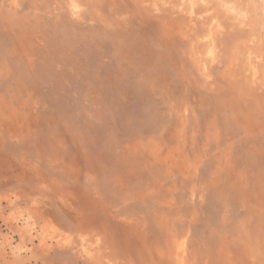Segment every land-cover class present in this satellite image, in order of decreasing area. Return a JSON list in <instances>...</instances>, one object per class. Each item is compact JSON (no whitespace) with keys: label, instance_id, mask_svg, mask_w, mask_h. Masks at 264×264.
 <instances>
[{"label":"rangeland","instance_id":"obj_1","mask_svg":"<svg viewBox=\"0 0 264 264\" xmlns=\"http://www.w3.org/2000/svg\"><path fill=\"white\" fill-rule=\"evenodd\" d=\"M0 264H264V0H0Z\"/></svg>","mask_w":264,"mask_h":264}]
</instances>
